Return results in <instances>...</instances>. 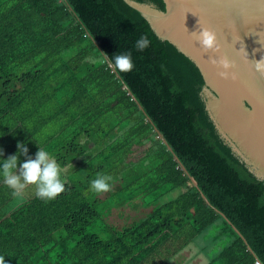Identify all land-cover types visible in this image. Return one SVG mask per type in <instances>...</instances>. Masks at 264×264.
<instances>
[{"label": "trees", "instance_id": "obj_1", "mask_svg": "<svg viewBox=\"0 0 264 264\" xmlns=\"http://www.w3.org/2000/svg\"><path fill=\"white\" fill-rule=\"evenodd\" d=\"M128 51L120 73L113 56ZM203 84L124 0H0V165L39 145L65 182L45 203L0 175L3 264H166L209 230L221 246L206 264H264V181L220 137ZM98 175L109 192L91 191ZM125 206L150 210L110 223Z\"/></svg>", "mask_w": 264, "mask_h": 264}, {"label": "water", "instance_id": "obj_2", "mask_svg": "<svg viewBox=\"0 0 264 264\" xmlns=\"http://www.w3.org/2000/svg\"><path fill=\"white\" fill-rule=\"evenodd\" d=\"M124 1L199 68L201 95L217 132L264 181V68L256 67L264 59V0H163L165 10L151 2ZM201 27L215 31L217 50L200 45ZM221 58L234 66L228 78L213 63Z\"/></svg>", "mask_w": 264, "mask_h": 264}, {"label": "clouds", "instance_id": "obj_3", "mask_svg": "<svg viewBox=\"0 0 264 264\" xmlns=\"http://www.w3.org/2000/svg\"><path fill=\"white\" fill-rule=\"evenodd\" d=\"M197 39L205 51L218 49L217 35L215 31L208 27H201ZM150 44L151 41L147 35H141L135 41L134 48L143 52ZM113 61L114 69L120 73H129L135 67L131 51L114 55ZM257 62V69L264 68V59ZM213 63L218 64L222 69L219 72L222 78H228L230 69L234 67L226 58H221L219 61L214 60ZM231 75L235 79V74L232 73ZM17 148L18 152L8 156L0 165V175L3 176V183L12 190L13 197H22L28 186H34L35 196L47 203L65 191V182L61 178L62 169L55 158L39 145L35 153V159L28 155V148L23 143H18ZM2 155L3 151L0 150V156ZM21 155L26 157V160L19 163L18 166ZM111 180L112 177L110 176L98 175L96 179L90 182L91 191L96 194L109 192L112 187ZM0 264H3V258H0Z\"/></svg>", "mask_w": 264, "mask_h": 264}, {"label": "rangeland", "instance_id": "obj_4", "mask_svg": "<svg viewBox=\"0 0 264 264\" xmlns=\"http://www.w3.org/2000/svg\"><path fill=\"white\" fill-rule=\"evenodd\" d=\"M149 210V208L133 209L128 206L113 209L112 213L108 217V221L117 227H120L124 224L132 222L139 217H142ZM212 231L209 230L207 233L197 237L196 240L189 243L187 247L176 254L170 261H168L167 264H206L208 262V254L214 253L216 250H218L217 246H221L219 242L216 245L212 241V235L215 234L214 230ZM205 244L208 245V248L205 247L206 249L204 247L202 248V246Z\"/></svg>", "mask_w": 264, "mask_h": 264}, {"label": "crops", "instance_id": "obj_5", "mask_svg": "<svg viewBox=\"0 0 264 264\" xmlns=\"http://www.w3.org/2000/svg\"><path fill=\"white\" fill-rule=\"evenodd\" d=\"M178 253H179V252H178ZM178 253H177V254H178ZM199 253H201V252H199ZM170 260H171V259H170ZM170 260H169V261H170ZM167 263H168V262H167ZM167 263H166V264H167ZM174 264H175V263H174Z\"/></svg>", "mask_w": 264, "mask_h": 264}, {"label": "built area", "instance_id": "obj_6", "mask_svg": "<svg viewBox=\"0 0 264 264\" xmlns=\"http://www.w3.org/2000/svg\"><path fill=\"white\" fill-rule=\"evenodd\" d=\"M256 264H260L259 262H256Z\"/></svg>", "mask_w": 264, "mask_h": 264}]
</instances>
